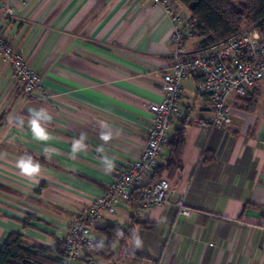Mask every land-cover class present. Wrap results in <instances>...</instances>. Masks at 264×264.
<instances>
[{
    "label": "crops",
    "instance_id": "obj_1",
    "mask_svg": "<svg viewBox=\"0 0 264 264\" xmlns=\"http://www.w3.org/2000/svg\"><path fill=\"white\" fill-rule=\"evenodd\" d=\"M184 25L154 0H0V34L40 74L48 94L46 101L27 98L0 58V247L12 233L57 245L117 171L140 157L153 119L149 105L162 100V75L174 63L172 34ZM200 42L188 37L182 50L197 54ZM199 84L196 77L182 82L180 113L168 132L169 142L184 128L186 147L182 167L164 169L172 186L166 202L145 212L128 204L108 217L135 227L143 247L129 238L102 264H264V79L250 90L254 108L229 98L233 124L219 128L205 125L213 113ZM40 109L52 117L42 121L53 137L47 142L35 140L29 125ZM102 132L112 140L103 142ZM81 134L87 148L72 159ZM104 154L114 158L110 173ZM29 155L42 168L35 179L16 167ZM158 161L169 164L167 146ZM181 196L190 216L179 212ZM93 236L106 243L94 229Z\"/></svg>",
    "mask_w": 264,
    "mask_h": 264
},
{
    "label": "built area",
    "instance_id": "obj_2",
    "mask_svg": "<svg viewBox=\"0 0 264 264\" xmlns=\"http://www.w3.org/2000/svg\"><path fill=\"white\" fill-rule=\"evenodd\" d=\"M154 2L165 7L176 26L185 23L172 34L177 51L171 69L162 75V100L149 105L153 119L146 130V145L140 157L123 170L117 171L105 193L96 197L90 206L78 214L61 239L62 260L66 264H76L89 252L98 250L94 246L96 240L93 229L104 226L109 216L130 204L136 188L145 187L141 197V209L144 212L166 202L172 192L171 182L167 178L160 179L150 187L148 185L159 166V156L168 142L171 122L180 113L184 79H200L199 92L208 96L213 113L212 118L205 123L211 128L232 125L229 98L246 97L254 84L264 79V27L259 23L244 27L225 41L201 48L197 54H188L182 50L183 43L188 37H193L196 19L188 11L184 15L173 0ZM0 58L10 66L27 98L48 100V94L41 85L40 74L29 66L24 55L1 34ZM177 207L182 215L190 216L192 213L185 205L184 196L178 200ZM89 263L92 261L89 260Z\"/></svg>",
    "mask_w": 264,
    "mask_h": 264
},
{
    "label": "trees",
    "instance_id": "obj_3",
    "mask_svg": "<svg viewBox=\"0 0 264 264\" xmlns=\"http://www.w3.org/2000/svg\"><path fill=\"white\" fill-rule=\"evenodd\" d=\"M182 5L196 19L197 26L193 37L200 38V47L204 48L235 35L248 25L259 23L264 27V0H173ZM198 79V78H197ZM200 82V79H198ZM248 109L256 104L255 95L249 91L246 97ZM170 151V162L167 166H158L149 187L162 178H166L164 169L182 167V157L186 147L184 128L179 129L174 138L166 144ZM169 180V179H168ZM145 187L134 190L130 205L140 207ZM25 222L24 225H26ZM145 224V223H143ZM123 231L120 236L117 230ZM135 227H125L116 223H107L94 228L105 239L104 247L89 252L76 264H102L114 257V246L123 244L131 238ZM98 242V241H96ZM61 240L55 246L36 245L28 242L20 233H12L0 247V264H66L62 260ZM89 260L92 263H89Z\"/></svg>",
    "mask_w": 264,
    "mask_h": 264
},
{
    "label": "clouds",
    "instance_id": "obj_4",
    "mask_svg": "<svg viewBox=\"0 0 264 264\" xmlns=\"http://www.w3.org/2000/svg\"><path fill=\"white\" fill-rule=\"evenodd\" d=\"M51 119L52 117L44 109L34 111L31 114L29 125L32 131L33 138L35 140L41 142H47L53 139V137L42 126V121H50ZM20 124L22 126L23 122L21 121ZM105 126L106 125H104L102 122V127ZM112 138L113 136L111 132H102L100 134V139L105 143L111 141ZM85 140H86V135L81 134L80 138L74 141L71 150L72 159L76 158L77 153L86 150L87 145L84 143ZM48 151H49L48 149H45V152ZM96 151L98 153H104V147L100 146L96 149ZM51 154H59V153L58 150H52ZM4 155L5 154L0 153V158H2ZM101 164L104 166L105 170L109 173L115 168L114 158H110L107 154L102 155ZM16 167L17 169H19V173L21 176L27 177L29 179H35L39 177L42 172L41 164L38 161H34L30 155L26 157H20L16 162ZM37 183H39V180H37ZM117 232L120 236H123L122 230L118 229ZM85 235H87V233H85ZM91 243H92V238H90V244ZM129 243L135 249H140L143 247V240L136 229L132 230ZM94 246L97 249H102L104 247V242L103 241L96 242Z\"/></svg>",
    "mask_w": 264,
    "mask_h": 264
},
{
    "label": "rangeland",
    "instance_id": "obj_5",
    "mask_svg": "<svg viewBox=\"0 0 264 264\" xmlns=\"http://www.w3.org/2000/svg\"><path fill=\"white\" fill-rule=\"evenodd\" d=\"M248 26H250V25H248Z\"/></svg>",
    "mask_w": 264,
    "mask_h": 264
}]
</instances>
